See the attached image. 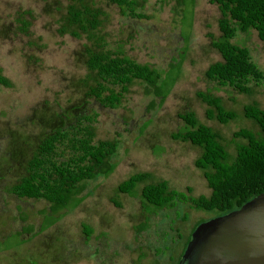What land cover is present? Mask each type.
Listing matches in <instances>:
<instances>
[{"label":"rangeland","instance_id":"rangeland-1","mask_svg":"<svg viewBox=\"0 0 264 264\" xmlns=\"http://www.w3.org/2000/svg\"><path fill=\"white\" fill-rule=\"evenodd\" d=\"M136 1L135 12L143 17L129 16L108 0H0V72L10 82L0 85V264H174L192 222L215 215L180 204L178 213L188 214L182 222L172 208L142 206V184L133 195L117 192L116 185L145 171V182L165 179L171 188L191 186L193 194H207L193 165L200 148L171 136L183 129L178 115L193 112L232 153L234 130H258L243 117L242 107L254 102L264 109V80L250 83L251 93L243 94L205 77L207 66L220 60L208 36L219 34L215 3ZM72 8L95 12L97 25L74 23ZM182 12L187 27L179 22ZM232 42L245 46L264 72V43L254 30L237 32ZM89 51L125 55L177 74L164 88L161 104L145 83L134 80L117 107H102L88 95L93 84L86 66ZM196 92L218 97L237 117L225 124L207 119ZM81 114L91 119L94 141H118L112 172L87 182L60 209L14 196L11 186L24 175L42 137Z\"/></svg>","mask_w":264,"mask_h":264},{"label":"trees","instance_id":"trees-1","mask_svg":"<svg viewBox=\"0 0 264 264\" xmlns=\"http://www.w3.org/2000/svg\"><path fill=\"white\" fill-rule=\"evenodd\" d=\"M108 1L129 16L143 17L135 12L138 6L136 0ZM208 1L215 3L220 13L217 19L219 34L216 37L208 35L210 45L219 53L220 60L209 64L204 75L218 86H228L237 93L250 94V83L260 84L264 80V72L251 61L248 49L232 42V39L237 32L246 33L252 29L264 43V0ZM86 10L70 9L69 19L80 25L88 22L89 26L95 27L98 23L95 12L87 14ZM181 16L179 22L187 27L189 21L186 24L183 12ZM86 66L93 75L88 95L102 107L110 108L119 105L127 86L134 80L145 83L159 97L161 104L166 95L164 88L168 89L177 74L175 70L163 73L125 55L102 51H89ZM9 84V80L0 72V85ZM196 95L206 105L207 119L225 124L237 117L234 111L223 107L218 97L206 92H196ZM242 115L251 120L258 130L254 132L245 127L234 130L230 140L234 144L232 153L222 143L218 132L199 122L193 112L184 111L178 115L184 126L171 136L200 148L193 165L202 173L207 194H193L191 186H185L183 190L171 188L165 179L145 182L149 177L145 171L130 174L120 181L116 185L117 192L133 195L137 185L142 184L138 195L142 206L155 210L172 208L182 222L187 221L188 214L187 211L181 215L178 213L180 204L196 212L214 213L213 217L238 209L264 191V109L251 102L243 105ZM117 145L116 139L94 141L91 119L81 114L71 122L51 128L42 137L25 163L24 175L11 186V193L17 198L44 200L51 208L60 209L79 195L87 182L112 172L115 165L110 159ZM203 218L198 217L189 226V234L174 264H178L195 227L208 220ZM181 237L182 233H178L177 238Z\"/></svg>","mask_w":264,"mask_h":264},{"label":"water","instance_id":"water-1","mask_svg":"<svg viewBox=\"0 0 264 264\" xmlns=\"http://www.w3.org/2000/svg\"><path fill=\"white\" fill-rule=\"evenodd\" d=\"M178 264H264V191L199 223Z\"/></svg>","mask_w":264,"mask_h":264}]
</instances>
